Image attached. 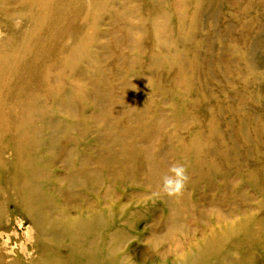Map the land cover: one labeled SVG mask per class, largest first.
Instances as JSON below:
<instances>
[{
	"label": "rangeland",
	"instance_id": "obj_1",
	"mask_svg": "<svg viewBox=\"0 0 264 264\" xmlns=\"http://www.w3.org/2000/svg\"><path fill=\"white\" fill-rule=\"evenodd\" d=\"M0 264H264V0H0Z\"/></svg>",
	"mask_w": 264,
	"mask_h": 264
},
{
	"label": "clouds",
	"instance_id": "obj_2",
	"mask_svg": "<svg viewBox=\"0 0 264 264\" xmlns=\"http://www.w3.org/2000/svg\"><path fill=\"white\" fill-rule=\"evenodd\" d=\"M20 21H17L19 24ZM187 170L183 165H172L168 169V174L162 177L161 190L169 196H179L188 181Z\"/></svg>",
	"mask_w": 264,
	"mask_h": 264
}]
</instances>
